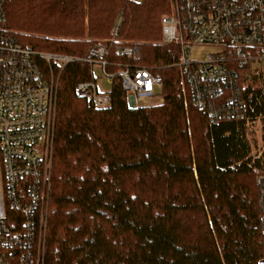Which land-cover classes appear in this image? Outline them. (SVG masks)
<instances>
[{"label": "trees", "instance_id": "trees-1", "mask_svg": "<svg viewBox=\"0 0 264 264\" xmlns=\"http://www.w3.org/2000/svg\"><path fill=\"white\" fill-rule=\"evenodd\" d=\"M170 12L171 0H8L25 46L79 59L94 43L109 48V107L76 93L96 80L93 65L58 73L42 264H262L264 149L254 154L249 126L264 140L263 87L244 77V117L212 121L183 93L178 46L161 43ZM126 63L157 67L164 100L129 107Z\"/></svg>", "mask_w": 264, "mask_h": 264}, {"label": "built area", "instance_id": "built-area-1", "mask_svg": "<svg viewBox=\"0 0 264 264\" xmlns=\"http://www.w3.org/2000/svg\"><path fill=\"white\" fill-rule=\"evenodd\" d=\"M7 3L0 0V157L5 199L0 264H42L58 73L83 60L98 65L111 83L106 70L109 48L106 42L94 43L79 59L25 46L8 26ZM120 22L121 18L118 27ZM161 43L178 46L175 65L183 93L212 121L244 117V77L247 84L252 76L264 90V0H171V12L162 18ZM118 53L134 61L140 58L133 47ZM118 74L129 107L140 106V100H164V78L157 67L126 63ZM76 93L98 108L112 103L109 91L100 90L97 80L79 82ZM257 183L264 210V171Z\"/></svg>", "mask_w": 264, "mask_h": 264}, {"label": "rangeland", "instance_id": "rangeland-1", "mask_svg": "<svg viewBox=\"0 0 264 264\" xmlns=\"http://www.w3.org/2000/svg\"><path fill=\"white\" fill-rule=\"evenodd\" d=\"M139 1V0H136ZM94 75L96 77V80L98 82L99 89L102 91H109L112 88V84L108 80V78L103 74L101 68L98 65L94 66ZM161 102V99L158 97H155L153 99H147V100H140L139 105L140 106H146V105H153L158 104ZM249 132H253L254 134H250V138L256 139V147H254V154H260L261 151L264 149V140L262 139V127L259 124V122H255L249 126ZM256 154V155H257ZM5 209V199H4V187L2 185V164H1V157H0V214Z\"/></svg>", "mask_w": 264, "mask_h": 264}, {"label": "water", "instance_id": "water-1", "mask_svg": "<svg viewBox=\"0 0 264 264\" xmlns=\"http://www.w3.org/2000/svg\"><path fill=\"white\" fill-rule=\"evenodd\" d=\"M262 264H264V261H262Z\"/></svg>", "mask_w": 264, "mask_h": 264}]
</instances>
